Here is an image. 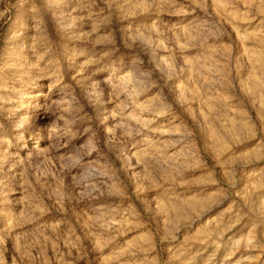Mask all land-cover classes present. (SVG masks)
Segmentation results:
<instances>
[{"label":"rangeland","instance_id":"rangeland-1","mask_svg":"<svg viewBox=\"0 0 264 264\" xmlns=\"http://www.w3.org/2000/svg\"><path fill=\"white\" fill-rule=\"evenodd\" d=\"M0 264H264V0H0Z\"/></svg>","mask_w":264,"mask_h":264},{"label":"bare ground","instance_id":"bare-ground-1","mask_svg":"<svg viewBox=\"0 0 264 264\" xmlns=\"http://www.w3.org/2000/svg\"><path fill=\"white\" fill-rule=\"evenodd\" d=\"M105 76V75H104ZM108 78H110V77H108ZM126 157V156H125Z\"/></svg>","mask_w":264,"mask_h":264}]
</instances>
